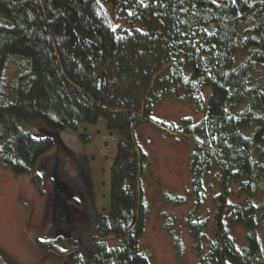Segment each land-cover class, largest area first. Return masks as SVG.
<instances>
[{
    "label": "trees",
    "instance_id": "obj_1",
    "mask_svg": "<svg viewBox=\"0 0 264 264\" xmlns=\"http://www.w3.org/2000/svg\"><path fill=\"white\" fill-rule=\"evenodd\" d=\"M116 16L117 25L99 0H0V164L28 173L55 143L63 145L50 130L103 119L119 139L89 264H150L137 249L148 157L137 151L133 131L151 119L167 87L178 88L195 106L207 101L197 123L183 117L178 126L160 124L193 141L188 228L195 264H264V87L253 81L264 69V0H117ZM35 120L43 124L40 135L25 129ZM61 186L60 193L56 181V208L62 193L71 195ZM212 192L210 229L198 212ZM234 194L243 197L232 200ZM231 225L244 228L242 245ZM168 234L176 264H185L181 234ZM110 236L115 246L107 244ZM61 239L37 243L58 250ZM67 239L72 264H84L83 244ZM0 264L9 263L0 257Z\"/></svg>",
    "mask_w": 264,
    "mask_h": 264
},
{
    "label": "rangeland",
    "instance_id": "obj_2",
    "mask_svg": "<svg viewBox=\"0 0 264 264\" xmlns=\"http://www.w3.org/2000/svg\"><path fill=\"white\" fill-rule=\"evenodd\" d=\"M99 1L117 25V0ZM253 81L264 87V69L253 73ZM206 102L195 106L178 88L167 87L154 105L151 119L138 123L134 128L135 147L137 151L139 148L143 150L148 157L147 168L140 177L147 213L137 249L147 255L150 264H176L168 232L181 234L187 246L185 264H195L199 259L191 248L188 228L194 205L188 170L193 141L181 132L168 130L164 133L161 130L165 128L160 124L178 126L183 117L197 123L204 117ZM41 127L42 122L35 120L25 129L40 135ZM50 133L59 138L66 149L55 143L38 158L28 173L21 175H15L0 164V257L5 263L72 264L73 251L68 237L83 244L80 257L84 264H89L91 256L96 253L91 242L95 215L109 206L110 168L118 134L107 130L103 119L95 126L80 124L75 130H50ZM82 133L88 136V142L81 140L79 135ZM56 181L60 184V193L61 184H65L71 194L68 197L62 193L64 200L60 208L55 205ZM215 187L214 193L217 192ZM213 192L207 195L198 212L200 218H209L210 229L214 225L216 210ZM242 197L234 194L232 200ZM177 198L182 201L178 202ZM168 218L170 222H167ZM229 230L242 245L245 241L244 228L231 225ZM259 234L264 244L262 228ZM59 236L62 239L56 243L58 250L45 251L37 243L38 240H56ZM106 242L109 246L116 245L113 236L108 237Z\"/></svg>",
    "mask_w": 264,
    "mask_h": 264
}]
</instances>
